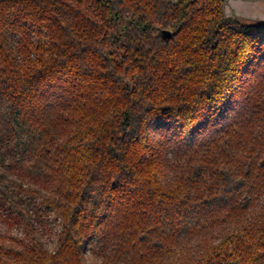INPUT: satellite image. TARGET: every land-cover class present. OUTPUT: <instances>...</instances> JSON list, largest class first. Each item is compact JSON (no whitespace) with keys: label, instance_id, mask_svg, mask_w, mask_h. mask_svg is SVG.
I'll return each mask as SVG.
<instances>
[{"label":"trees","instance_id":"trees-1","mask_svg":"<svg viewBox=\"0 0 264 264\" xmlns=\"http://www.w3.org/2000/svg\"><path fill=\"white\" fill-rule=\"evenodd\" d=\"M225 6L0 0V264H264V22Z\"/></svg>","mask_w":264,"mask_h":264},{"label":"rangeland","instance_id":"rangeland-1","mask_svg":"<svg viewBox=\"0 0 264 264\" xmlns=\"http://www.w3.org/2000/svg\"><path fill=\"white\" fill-rule=\"evenodd\" d=\"M226 1V14L229 17H243L250 19L247 15L251 11L258 20L264 19V0H247V2H236L235 0H225ZM252 9V10H250ZM14 232H20L15 229ZM93 255L90 254V259L92 260Z\"/></svg>","mask_w":264,"mask_h":264},{"label":"water","instance_id":"water-1","mask_svg":"<svg viewBox=\"0 0 264 264\" xmlns=\"http://www.w3.org/2000/svg\"><path fill=\"white\" fill-rule=\"evenodd\" d=\"M260 21H263L264 22V19L263 20H260ZM161 36L164 38V39H171L173 37V33L169 30H162L161 31Z\"/></svg>","mask_w":264,"mask_h":264},{"label":"crops","instance_id":"crops-1","mask_svg":"<svg viewBox=\"0 0 264 264\" xmlns=\"http://www.w3.org/2000/svg\"><path fill=\"white\" fill-rule=\"evenodd\" d=\"M236 2H245L246 0H235ZM247 2V1H246ZM252 10V9H250ZM249 15H247L250 18H256V16L253 15V13H251V11L248 13Z\"/></svg>","mask_w":264,"mask_h":264},{"label":"flooded vegetation","instance_id":"flooded-vegetation-1","mask_svg":"<svg viewBox=\"0 0 264 264\" xmlns=\"http://www.w3.org/2000/svg\"><path fill=\"white\" fill-rule=\"evenodd\" d=\"M247 1V0H246ZM249 1V0H248ZM251 20H258L257 18H250ZM259 21V20H258Z\"/></svg>","mask_w":264,"mask_h":264}]
</instances>
